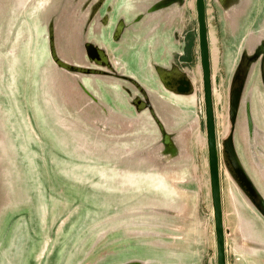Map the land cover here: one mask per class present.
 <instances>
[{
	"label": "rangeland",
	"instance_id": "obj_1",
	"mask_svg": "<svg viewBox=\"0 0 264 264\" xmlns=\"http://www.w3.org/2000/svg\"><path fill=\"white\" fill-rule=\"evenodd\" d=\"M58 3L57 0H0V264H147L149 260L151 264H160L159 260L164 258L158 257V247L154 252L153 244H144V236L149 235L142 232V221L149 206L155 219L156 211L161 208L169 211L174 202L176 193L169 183L174 178L166 177L167 157L163 155L167 146L158 143L160 134L152 118L132 108L133 98L125 95L122 88V85L132 88L129 83L112 79L102 80L107 84L99 82L95 92L101 95L102 89H107L108 95L99 97L108 106L105 111L82 89L76 76L85 79L83 74H68L52 62L44 26ZM191 3L195 5V0H175L173 10L180 12V20L173 23L175 32L170 36L162 30L166 37L161 34L160 37L168 38V42L160 41V46L152 38V51L148 50L147 57L152 61L149 62L152 70L160 61L162 68L168 70L166 74L182 72L192 75L191 79L197 83L193 94L180 98L168 95L173 101L167 100L170 110L183 109L180 114L183 121L193 120L184 133L194 137L192 143L201 164L198 172L201 180L207 147L203 149L197 144V137L206 138V135L202 78L195 76L201 69L197 16ZM171 5L169 0L163 6L166 13ZM209 5L215 14L213 22L208 14ZM242 5L234 15L235 35L242 42L241 47L250 42L252 23V28L257 30L256 40L264 35V0H243ZM222 6L220 0H207L209 34L213 26L220 38V49L222 30L224 35L226 27V22L217 15ZM157 11L163 15L162 7ZM121 15L119 11L115 14L116 24ZM158 19L154 18V23ZM171 22L167 21V27ZM89 23L84 18L81 26L66 28V39L61 32L57 33V45L70 47L66 56L62 55L64 48H57L64 62L75 58L74 62L84 64L85 40L98 45L106 41L110 45L108 40H99L92 33L84 35ZM112 32L115 36L119 34V30ZM126 36L124 33V40ZM128 38L134 39L130 34ZM118 39L121 42V35ZM162 48L166 60L160 56ZM118 49L114 47L110 53L112 58L115 56L113 60L120 72L140 77L138 70L134 71L132 64H126L123 55L118 54ZM220 67L213 83L214 88L225 92L222 115L228 123V88L221 80L224 70L222 64ZM257 72L253 70L244 92L240 117L243 132L236 147L264 192V89ZM96 83L95 79L87 80L86 86L92 90ZM171 114L179 124H184L179 113ZM178 123L170 126V130L178 128ZM218 125L217 120L221 142L225 124ZM203 197L204 227L213 233L210 200H206L205 189ZM126 230H130L129 239L122 238ZM164 236L151 235L154 240L165 239ZM212 256L215 262L213 248L209 259Z\"/></svg>",
	"mask_w": 264,
	"mask_h": 264
},
{
	"label": "water",
	"instance_id": "obj_2",
	"mask_svg": "<svg viewBox=\"0 0 264 264\" xmlns=\"http://www.w3.org/2000/svg\"><path fill=\"white\" fill-rule=\"evenodd\" d=\"M59 3L53 7V10L50 12L51 16H48L46 24L44 26V32L48 34V52L52 62L57 64L60 69L65 70L68 74H83L84 78L81 76H76L78 81H80L82 89L85 94L89 95L98 107L103 108L105 111H108L101 99L100 96L96 94L95 88L98 87V83L94 84L95 88H87L86 83L87 80H93L97 82H103L102 79H112L116 81H122L125 83H129L133 86L137 91H131L125 88V95H128L130 98H133L132 108L138 114H148L149 118L151 117L154 124L158 127V132H160V142L162 144L165 143L167 149L163 150V155L166 157H170L173 152V137L166 130L164 123L162 122L160 116L156 111L155 101L156 94L154 91H147L143 88L141 83L137 81L133 76H129L125 72H120L119 68L117 69L114 64L111 62L109 57V52L106 49L107 45H98L97 42L83 41L82 46L84 52L87 57H84V64L79 63V61L74 62L75 58H71L69 62H64L61 59L60 53L57 48H64L62 55L66 56L70 54L68 52L70 50L69 46L59 47L57 45V33L61 32L66 39V28H76L79 25L81 26V22L84 18L89 20V24L87 25L85 31H83L84 35L87 32L92 33L94 35V31L100 25L102 26L103 35L99 37V39H105L110 41L112 31H108V26L111 25L112 22L116 20L115 14L122 13V15L126 16V9L121 2L116 6L117 2H115V7L111 12H108V15L103 16V9L109 0H99L98 9L95 12L94 4L95 1L92 0V6L88 5L85 8L81 7V3H85L79 0H57ZM223 6H226L228 9L238 10L243 7V0H220ZM250 1V0H249ZM79 2V3H78ZM119 3V2H118ZM254 6V2L252 1V5ZM93 7V9H92ZM195 9L197 16V32H198V42H199V57H200V66L202 69V87H203V101H204V123H205V135L207 140V154H208V172H209V181H210V194L212 201V209H213V220H214V230L216 236V264H227V254H226V229H225V221H224V210H223V199H222V175H221V157L223 159L225 173H228L237 185L240 187L241 191L245 194L247 199L252 203V206L256 209V211L262 216L264 219V193L258 183L252 178V175L244 164L238 149L236 147V143L240 138V134L243 132L240 123L241 114H243L242 110V101L244 92L246 90L247 84H249V79H251V74L255 69L258 71V76L260 75V81L264 89V38L260 40H256L253 34H256V29L253 28L251 39L249 44L244 46L242 52L239 57L238 64L234 70V73L231 75L230 80L227 83L228 88V124L230 125L229 133L224 135L222 141H219L218 137V127H217V118H216V109H215V101H214V84H213V66H212V58H211V49H210V34H209V25H208V16H207V0H195ZM252 12L255 10L253 7L251 8ZM157 10L151 11V14H154ZM102 13V14H101ZM101 15V17H100ZM81 16V17H80ZM130 16V15H129ZM143 19H146L147 17ZM251 17V16H250ZM80 18L82 20L80 21ZM126 19V17H125ZM264 20V16L262 18ZM49 20V22H48ZM80 21V22H79ZM101 22V23H100ZM124 22L126 20L121 19L118 24H116V28L113 30L115 33L119 30V34H116L114 43H120L118 36L122 37V27L124 26ZM130 23V22H129ZM150 23V24H149ZM155 24L154 18L148 20L146 26ZM142 25V20L136 19L133 24L130 23V31L136 37L133 39L134 51V61H133V69L138 70L140 74V78L143 79L148 85L152 87L158 86L161 84L162 91L173 98H180V96H187L194 93L195 83L191 79L192 75H185L184 73H177V75L171 73L166 74L167 68H162V66H157L152 70L149 65V58L147 57V51L151 50V48H147L144 44H142V32L143 29H137L136 26ZM62 27V29L60 28ZM256 30V31H255ZM73 32L75 30H72ZM70 31V33H72ZM114 35V33H113ZM156 35L150 37L148 39L149 43L152 38L157 42ZM145 40V39H144ZM143 40V41H144ZM152 40V41H153ZM260 41V42H259ZM106 42V41H105ZM146 42V40H145ZM107 43V42H106ZM256 43V45H255ZM67 48V50H66ZM157 49V48H156ZM122 51H124L122 49ZM152 51V50H151ZM163 48L161 49L162 53ZM130 55V53H129ZM128 55V56H129ZM163 56V53L160 55ZM164 57V56H163ZM148 58V59H147ZM153 58V57H152ZM154 59V58H153ZM166 60L167 58L164 57ZM145 60V61H144ZM148 60V61H147ZM163 60V61H165ZM147 67H142V62ZM151 61V59H150ZM162 61V62H163ZM85 62L89 64H93V68L87 66ZM140 62V65L138 64ZM152 63V61H151ZM161 63V62H160ZM258 67V68H257ZM136 68V69H135ZM242 72L243 82L240 87H238L239 74ZM137 77V76H136ZM172 77L176 79L175 82H172ZM93 78V79H91ZM140 79V80H141ZM125 86V85H122ZM238 87V88H236ZM157 88V87H156ZM152 88V89H156ZM102 89V88H101ZM104 89V88H103ZM107 89L102 90V96L108 95L106 94ZM95 92V93H94ZM114 94V93H113ZM116 95V94H115ZM101 96V97H102ZM111 96V95H110ZM112 97V96H111ZM151 122V121H150ZM198 179V178H197ZM147 264H151V261Z\"/></svg>",
	"mask_w": 264,
	"mask_h": 264
},
{
	"label": "crops",
	"instance_id": "obj_3",
	"mask_svg": "<svg viewBox=\"0 0 264 264\" xmlns=\"http://www.w3.org/2000/svg\"><path fill=\"white\" fill-rule=\"evenodd\" d=\"M85 3H81L83 8L88 5L92 6V0H79ZM94 10L95 12L98 9L99 0H94ZM103 1V0H101ZM153 1V3H151ZM160 1V2H159ZM115 2H117L116 6L121 2L123 3L126 9V16L121 15V19L126 20L124 22V26L122 27V39L120 43H114L116 38L115 34L110 38L112 41L108 42L110 45L105 42L106 49L109 52V57L114 66L118 69V65L116 64L115 58H112L110 53V49L118 47V54L121 53L123 55V60L130 62L133 66L134 59V51L129 40L128 35L132 36L133 32L130 31V23L133 24L136 20H142V25L136 26L137 29H143L142 39L141 41L147 48H151V42L149 43L148 39L153 36H157V45L160 46V41L168 42V38L164 39V35L161 34V31H168L170 36H172L175 32V28L173 23H176L180 20V12H176L173 9L176 8L175 0H172V5L169 10V14L166 13L165 7L169 0H109L106 6L103 9V16L108 15V12H111L115 7ZM119 2V3H118ZM147 2V3H146ZM162 7V13L155 12L153 14V18H159L155 24L146 26V16L151 14V11L157 10ZM166 11V12H165ZM237 10L228 9L226 6H222L221 9L218 10V16L222 17V20L226 22V27L224 29V35L226 40L224 41V35L222 30L220 46H221V64L224 70V75L221 76V80L226 82V86L228 81L231 78V75L234 73L236 65L239 61V55L244 49V46L241 47L242 42L239 37L235 35V29L237 28V20L235 19V14ZM254 12V11H253ZM157 13V15H156ZM102 14V13H101ZM130 15V16H129ZM157 17H156V16ZM101 17V15H100ZM126 17V19H125ZM102 18V17H101ZM171 20L172 22L167 27V21ZM262 23L264 20L262 19ZM130 22V23H129ZM184 19L182 20V24ZM101 23V22H100ZM222 23V22H221ZM116 20L112 22L111 29L114 30L113 25L115 26ZM102 25V24H101ZM98 26L96 31H94V35L98 38L103 35L102 26ZM225 25V24H224ZM253 23L251 24V29ZM223 26V25H222ZM185 28V26H184ZM259 28H262V24ZM110 29V25L108 26ZM109 31V30H108ZM111 32V31H110ZM124 33L127 34L126 39L124 40ZM160 34L164 37H160ZM255 37V34H253ZM223 36V37H222ZM264 38V35H261ZM220 39V38H219ZM253 39V38H251ZM250 39V40H251ZM100 40V39H99ZM165 43V44H166ZM104 44V45H105ZM103 45V44H102ZM114 45V46H113ZM164 45V44H162ZM166 46V45H164ZM122 49L124 51H122ZM164 50V49H163ZM149 52V51H147ZM130 53V55H129ZM163 56L167 58L166 52L162 51ZM161 53V54H162ZM176 53V50L173 52ZM129 55V56H128ZM177 55V54H176ZM182 53L179 52V56L182 58ZM173 59H176L174 56ZM148 59V58H147ZM148 61V60H147ZM142 64L143 61H141ZM150 62V59L149 61ZM145 65V64H144ZM159 65H161L159 61ZM133 68V67H132ZM195 74V72H194ZM128 75L131 73L128 72ZM197 77V75L195 74ZM137 81L141 83L144 89L147 91H154L156 94V111L160 116L162 122L166 130L173 137V152L170 157H167L166 169V177L173 179V181L169 182L173 185L170 186L171 189H174L176 196L174 202L169 207V211L163 208L156 211V216L154 219V215L151 216L150 210L151 206L148 207V212L144 215L143 222V230L144 234H148L149 237L144 236V244L150 245L153 244L154 252L158 247L159 258H164V261H160V264H216V236L214 230V220H213V209H212V201L210 194V181H209V193L206 190V200L209 199L210 202V211L213 223V233L207 227H204L203 221V209L202 206L204 204L203 192L204 188L202 187L201 180L198 178V172H201V164L199 159L196 156V152L194 150V146L192 140L194 137L187 133H184L185 128H190L193 123V120L190 122H185L181 118L182 110H170V102L167 100L168 95H166L162 91L161 84H158L157 89H152L151 85H148L143 79L140 77H134ZM141 79V80H140ZM198 79V77H197ZM106 81V79H102ZM175 82L176 79L172 77V82ZM106 82H101L107 84ZM99 84V82H98ZM199 84V82H198ZM202 87V84H201ZM122 88H126L128 90L134 91L135 89L130 88L128 85L123 86ZM197 83L195 90L197 91ZM203 88V87H202ZM98 88H95V91ZM104 90V89H102ZM164 90V89H163ZM113 91V90H112ZM111 91V92H112ZM195 91V92H196ZM125 93V91H124ZM97 95L99 93L96 92ZM102 96V93L101 95ZM171 100V99H170ZM173 101V100H171ZM172 103V102H171ZM174 104V103H173ZM175 105V104H174ZM179 113V120L184 123L183 125L179 124L178 121L174 120V116L171 113ZM189 112V111H186ZM178 118V117H177ZM179 124L178 128H175L174 131L170 130V126H175ZM148 124H151L149 121ZM189 126H188V125ZM190 132V131H189ZM159 134H161L159 132ZM160 136V135H159ZM160 139L158 140V143ZM194 142V141H193ZM208 159V154H207ZM206 159V171L208 177V160ZM174 164L173 166H168V164ZM178 163V165H177ZM205 164V163H204ZM168 167V168H167ZM221 175H222V199H223V210H224V221H225V229H226V254H227V264H263L264 263V219L260 214L256 211L252 203L247 199L245 194L241 191L240 187L234 181V179L228 174L225 173V167L223 163V159L221 157ZM209 178V177H208ZM264 193V192H263ZM164 234L165 239L156 240L152 239L151 235ZM123 239L130 238V230H126L122 232ZM172 245V246H169ZM214 250L215 262L212 258L209 259L210 250ZM263 249V250H262ZM230 256L232 258V263L230 261ZM167 257V259L165 258ZM150 263V260H149Z\"/></svg>",
	"mask_w": 264,
	"mask_h": 264
},
{
	"label": "bare ground",
	"instance_id": "obj_4",
	"mask_svg": "<svg viewBox=\"0 0 264 264\" xmlns=\"http://www.w3.org/2000/svg\"><path fill=\"white\" fill-rule=\"evenodd\" d=\"M209 2H211V0H208ZM209 4V3H208ZM191 7L195 8L194 3L190 4ZM210 6V5H209ZM213 8V7H212ZM211 8V6L208 9V14L211 17L210 21L213 22V20H215V14H214V10ZM216 28V27H215ZM210 49H211V58H212V66H213V82L216 79L219 71H220V64H221V49L219 47V38L217 36V33L214 29L213 26H211L210 29ZM202 69H199L198 74L200 78H202ZM222 71V70H221ZM243 74L242 72L239 74V80L238 82V87H240L242 85L243 82ZM214 84V83H213ZM236 87V88H238ZM214 98H215V105H216V114H217V120L219 122V127H221V123L225 124L224 126V134L226 135L227 133H229L230 130V125L228 123H226V116H223V111L225 110V92L222 90H219L217 87L214 88ZM223 120V122H222ZM199 138V139H198ZM197 144L202 145V148H206L207 147V140L205 137H201L198 136L197 137ZM207 159V158H206ZM207 161L205 160V164H204V173L202 175V179H201V184L202 187L204 189L208 190L209 193V178L207 177V171H206V163ZM208 200V199H207Z\"/></svg>",
	"mask_w": 264,
	"mask_h": 264
}]
</instances>
